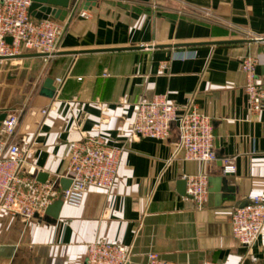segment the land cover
<instances>
[{"label": "crops", "instance_id": "0c3cea01", "mask_svg": "<svg viewBox=\"0 0 264 264\" xmlns=\"http://www.w3.org/2000/svg\"><path fill=\"white\" fill-rule=\"evenodd\" d=\"M93 3L69 13L49 59L23 51L0 60V122L19 115L15 141L52 180L65 177L71 145L86 136L122 148L115 185L89 189L79 207L64 204L55 224L0 213V264H86L97 241L128 247V264L153 252L176 264H264V233L246 248L231 229L236 209L264 197V103L252 112L241 70L244 57L256 56L264 85V0ZM49 78L53 99L40 95ZM156 95L178 114L194 107L211 118L216 162L175 155L176 124L165 141L130 136L134 105ZM226 159L235 174L223 173ZM198 174L209 177L203 209L178 185Z\"/></svg>", "mask_w": 264, "mask_h": 264}, {"label": "built area", "instance_id": "2783aa9c", "mask_svg": "<svg viewBox=\"0 0 264 264\" xmlns=\"http://www.w3.org/2000/svg\"><path fill=\"white\" fill-rule=\"evenodd\" d=\"M32 0H0V60L17 58L23 51L40 53L49 59L56 54L65 27L62 22L49 18L36 20L30 15ZM12 42L8 43L7 39ZM256 56L241 60L245 75L244 89L249 106L259 113L264 103V85L257 81ZM177 105L166 95L140 101L133 107L129 123L132 138L165 141L173 124L177 125L179 142L175 155L185 162L211 163L219 158L215 150L214 126L210 117L196 108L178 114ZM45 113V112H44ZM20 117L10 114L0 125V213L18 216L23 221L45 217L46 210L58 199L64 204L81 206L91 188L111 191L121 163L122 148L108 144L97 136H86L71 145L70 161L65 179L71 181L62 190L61 179L37 180L39 171L30 163V150L15 141ZM233 159H226L225 175L235 174ZM186 194L203 209L209 197V177L206 174L185 178ZM234 238L244 247L253 248L264 233V197L252 195L245 206L235 210L231 220ZM130 249L124 245L97 241L89 245L86 264H128ZM144 264H176L150 253ZM201 264H228L205 261Z\"/></svg>", "mask_w": 264, "mask_h": 264}, {"label": "water", "instance_id": "95a60500", "mask_svg": "<svg viewBox=\"0 0 264 264\" xmlns=\"http://www.w3.org/2000/svg\"><path fill=\"white\" fill-rule=\"evenodd\" d=\"M91 6H94L93 0H87L84 3H75L73 0H32L30 7V15L36 20H47L49 18L65 22L69 13L72 15L80 14L83 11H87ZM82 17H80L81 19ZM263 41V39H261ZM8 43L12 42L11 38L7 39ZM40 95L53 99L56 95L55 81L53 79H46L41 88ZM1 125V122H0ZM49 179V175L45 173H39L37 180L40 183H45ZM62 190H67L71 186V181L65 178L60 180ZM180 194L186 195L187 182L182 180L179 182ZM64 203L61 199L55 201L48 207L45 213V218L48 223L55 224L59 219V215ZM246 205V204H245ZM244 205V206H245ZM38 218V216H36Z\"/></svg>", "mask_w": 264, "mask_h": 264}]
</instances>
